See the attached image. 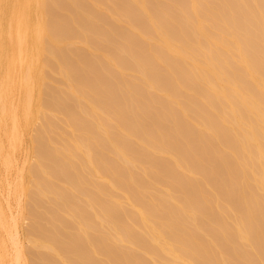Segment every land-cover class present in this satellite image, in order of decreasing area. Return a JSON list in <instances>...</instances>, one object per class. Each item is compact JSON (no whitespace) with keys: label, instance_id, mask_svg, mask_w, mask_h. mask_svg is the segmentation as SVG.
<instances>
[{"label":"bare ground","instance_id":"1","mask_svg":"<svg viewBox=\"0 0 264 264\" xmlns=\"http://www.w3.org/2000/svg\"><path fill=\"white\" fill-rule=\"evenodd\" d=\"M0 264H264V0H0Z\"/></svg>","mask_w":264,"mask_h":264},{"label":"rangeland","instance_id":"2","mask_svg":"<svg viewBox=\"0 0 264 264\" xmlns=\"http://www.w3.org/2000/svg\"><path fill=\"white\" fill-rule=\"evenodd\" d=\"M8 207H9V210H10V209L12 210V208H10V207H12V206H8ZM11 210H10V211H11ZM10 215H11V213H10ZM12 215H13V214H12ZM12 215H11V216H12ZM12 217H13V216H12ZM16 233H17V231H16ZM18 236H19V235H18V233H17L15 237L19 238ZM17 238H15L16 241H18Z\"/></svg>","mask_w":264,"mask_h":264}]
</instances>
